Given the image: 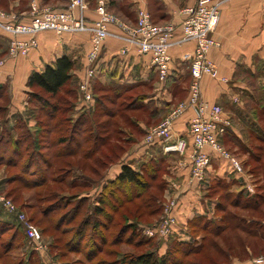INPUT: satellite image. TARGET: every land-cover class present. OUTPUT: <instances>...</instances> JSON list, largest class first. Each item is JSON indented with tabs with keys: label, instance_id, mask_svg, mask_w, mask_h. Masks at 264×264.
Listing matches in <instances>:
<instances>
[{
	"label": "trees",
	"instance_id": "1",
	"mask_svg": "<svg viewBox=\"0 0 264 264\" xmlns=\"http://www.w3.org/2000/svg\"><path fill=\"white\" fill-rule=\"evenodd\" d=\"M12 1L21 2L19 3L21 4L20 8L13 10V12L22 13L28 10L27 0ZM46 1L47 0H41L42 3ZM87 1L88 3H92V6L93 3L97 5V0ZM0 7L9 9V5L5 0H0ZM136 21L134 23H136ZM75 65V62L70 57L62 56L52 65H47L42 71L34 72L29 76L27 82L29 91L26 100L27 105L25 106V113H27V115H25V113H16L13 116L9 115L10 112H8V108L12 105L11 85H0V102L6 98L4 101L8 105H0V166L15 167L22 165L23 171L20 175L26 176L30 174L32 179H27L25 177L20 178L18 174H14L15 179H13V181H19L22 187L28 190L45 186L51 178L52 182L55 183H65L67 180V177L63 176L50 177L53 164L52 161L47 160L48 158H46V156L49 155V157H52L53 162L55 159L60 158H64L65 160L68 158H75V161L76 158H79V162H87L93 160L96 154L104 151V149L114 146L112 143L114 140V131H111V122L115 117V120H117L119 112H122L129 115V117L125 118L128 119L127 126L123 123L121 124L120 119L116 121L121 125V128L117 129V135H123V138L121 137L122 139H118L122 144L119 148V152H122L123 155L120 158L114 156L116 160H118L117 163H119L128 151V146L130 145L127 139L128 136L125 135V128L134 127L135 122L142 117L139 116L143 115L142 112L149 113V111H151L150 108L143 103L145 98L144 92L136 95L134 101H131L128 105H121L118 111H109L105 105L106 101L113 97H111L109 93L120 95L124 92L136 91V87L116 83L107 86L97 84V77L91 82L92 101L89 103L85 102L79 88L81 80H77L74 74ZM61 94H64V96L60 97ZM43 96H50L52 99H47ZM54 99H57V101L52 102L51 100ZM261 107L264 108V99L261 100L258 105L259 109ZM103 117H107L108 120L106 122H99V119ZM253 120L254 122L252 121V123L256 127V130L249 132L248 141L253 139L264 144V123L262 124L261 117L258 113H255V118ZM34 125L35 127H33ZM100 129H102L103 133ZM229 131L230 129L220 138V143L226 146L227 150L232 153V155L245 152V154L250 157V159H247L243 163V166L245 168L251 166V168L248 169V173L253 176L254 184H257L255 192L250 194L247 190H242L236 193L232 191L230 183L224 180H215V183L208 189V198H212L211 195L218 194L219 191L222 193L219 198H214L216 206L213 215L202 216L187 222L190 232H203L200 238H195L192 241H188L187 239L173 240V237L168 239H156L152 246V251L134 255V258H131L128 264H187L186 260L189 256L196 255L202 248H205L207 245L211 246V244L216 245L215 248L218 249L217 251H219L220 254L223 253L221 257L230 264L231 260L236 258L234 253L231 250L224 251L221 248V244L214 243L215 239L228 228H239L248 235L260 240L263 243L261 245H264V220L250 216H238L228 211L231 208H240L243 211L252 213H261L264 211V194L260 192L264 189V176L258 167L263 157L261 154L253 153L255 148H253L252 145L241 143V140L234 137V135L229 136ZM230 141L231 143L235 142L238 144L239 149L237 151H233V147H227L226 142ZM154 146L158 148V156H154L142 162L136 169L128 164L122 165L121 172L113 180H107L110 168L116 164L112 163L114 157L111 154H107L102 159V162L100 161L103 167L109 165L107 173L100 176V178L82 174L80 170H74L73 168L75 167L71 168L74 173L79 172V176L73 177L71 182L66 183L67 187L63 186V188H61L62 190L67 189L73 191L67 200H65V198L62 199L64 203L59 202L60 206H62L60 210L69 209L71 208L70 206L73 207L69 212L64 214V219L62 221L65 223L68 222L69 224L72 223V220L76 218V216L83 213L85 202H87V208L90 210V212H87L85 217H83V221H81L78 226L73 227L72 231H74L77 236L73 239V244H71V246L81 245L84 235L87 230L91 228L93 229L94 243L100 240L104 246L112 244L113 249L109 250L110 252L108 251L109 256H116V254H118L117 248H119L120 244L132 242L131 239H129V241L126 240L124 236L126 231L130 230L132 234L135 235L136 233L141 234L143 233L144 225L150 227L157 223L158 220L143 224L141 223V218L144 212L150 217L155 213H162L163 211L165 204L164 192L168 184L165 178L168 174L167 157H169L171 153H165L162 144ZM46 149L50 150L48 155H44L42 151ZM259 151H261V147H259L258 152ZM39 159L41 160V165L38 166L35 161ZM13 160L14 163H12ZM75 161L69 160L65 162L72 167ZM253 164H257V166L252 167ZM262 166L264 169L263 163ZM44 168L46 170L41 174L40 178L34 179L37 178L38 170ZM90 171L98 176L97 168L94 167ZM70 174H72L71 171L68 175ZM77 179L79 183L75 182ZM124 188L126 189L124 190ZM96 191H98V195L95 194ZM116 192L121 194L119 195L120 199L115 196ZM4 196L14 203V200L11 199L8 194H4ZM45 201L48 200L45 199ZM115 202L118 203L119 207H125L131 204L135 205L136 209L133 216H128L127 213L122 216V221L126 222L125 220H127L129 223L128 225H122V230L118 232L111 243L109 241V234L106 233V230H110L112 223L115 222L112 215L117 210V207L114 206ZM149 202L156 204L157 207L152 209L149 206ZM56 210L57 208L50 203L45 207L43 212L45 215H48ZM111 211L112 213L110 214L109 212ZM18 213H23L20 207L16 206V213L11 214V212L0 205L1 233L7 229H11L12 225L18 226L19 229H23L26 233L22 222L18 218ZM67 219H69V221ZM104 219L106 221H104ZM60 224L63 225L61 221ZM191 226L193 227L192 229ZM77 237L78 239L76 240ZM133 239L135 240L136 237L134 236ZM14 242H16V239ZM138 243L151 245L149 240L142 241L140 239ZM163 245L167 247H165V251L162 253L161 248ZM244 246V253H247L246 248L249 246L247 244H244ZM93 247L95 246L93 245ZM98 247L102 246L98 245ZM153 249H157L158 254L156 250ZM0 255L2 254L0 253ZM246 257H248V255L244 258ZM244 258L237 257V259L242 260ZM191 264L203 263L195 262ZM214 264H220V262L215 261Z\"/></svg>",
	"mask_w": 264,
	"mask_h": 264
},
{
	"label": "crops",
	"instance_id": "2",
	"mask_svg": "<svg viewBox=\"0 0 264 264\" xmlns=\"http://www.w3.org/2000/svg\"><path fill=\"white\" fill-rule=\"evenodd\" d=\"M197 1L105 0L107 9L125 22L134 23L138 11L143 9L151 13L155 23L175 25L182 23V11L195 5ZM89 4L86 16L90 20L96 19V4ZM30 10L31 8L20 13L21 16L26 15L24 17L27 18ZM112 31L120 32L115 27H112ZM212 36L216 46L210 50L209 57L216 65L217 72L215 75L203 77L202 98L211 105L217 104L223 108L225 117L231 121L229 136L234 135L245 144L247 141L244 135L256 130L252 123L255 113H252L248 105H259L264 99L261 94L264 89V0L225 1L219 25ZM0 39L5 41L8 50L9 36L1 30ZM37 40L38 46L27 56L7 60L4 66L0 67V85L10 82L12 88V104L15 106L13 113H25V92L32 73L42 71L62 56H68L75 62L74 74L77 80L84 77L87 68V54L91 48L90 34L58 35L46 31L40 33ZM2 46L0 43V53L6 50ZM194 48V43H188L173 49L169 75L161 81L158 71L152 65L150 54L139 53L134 46L113 37L105 41L99 59L96 83L105 86L116 83L136 87V91L141 89L145 94L143 103L151 110L148 115L135 122L134 127L125 128L129 149L120 162L110 168L107 180L115 179L124 164L136 169L142 162L158 156L157 146L144 144V135L153 123L161 122L178 103L187 99L192 82L191 62L184 60L183 56L192 53ZM123 50H127L126 54H122ZM237 97L240 100L242 98V102ZM235 99L238 101L235 102ZM194 116L195 109L189 108L177 119L174 127L175 137L170 142L174 149L169 152L163 149L165 153H171L167 157L168 174L165 176L169 185L164 194L166 197L178 198V206L173 212L176 218L174 234L180 235L187 231L188 221L213 215L216 202L214 198H208V189L215 180L230 183L232 191L236 193L247 190L253 194L256 189L254 179L249 173L235 172L228 160L215 153H212V165L206 179L201 182L192 180L188 153L193 145L189 123ZM234 120L240 123L242 132L235 126ZM226 145L233 147V151L239 149L235 142H226ZM207 150L209 152L210 149ZM170 183H176L177 188L172 190ZM233 260V264H249L248 260Z\"/></svg>",
	"mask_w": 264,
	"mask_h": 264
},
{
	"label": "built area",
	"instance_id": "3",
	"mask_svg": "<svg viewBox=\"0 0 264 264\" xmlns=\"http://www.w3.org/2000/svg\"><path fill=\"white\" fill-rule=\"evenodd\" d=\"M227 0H198L195 5L186 7L180 25H159L152 21L146 10H139L135 24L123 22L107 11L105 0L98 1V19L90 20L86 16V0H70L67 9L41 8L32 4L27 18L20 20L17 15L0 11V30L9 36L8 55L12 58L27 56L38 46L37 36L46 31L58 35L88 33L91 35V48L87 54V68L80 82V92L85 102L92 101L91 82L99 73V59L103 45L108 38H116L131 46L139 53L150 54L153 67L158 71L159 79L164 81L169 75L172 56L170 51L175 46L194 43L192 53L185 54L184 60L191 62L192 83L187 100L169 114L162 123L148 130L144 144L153 146L162 144L164 151L174 149L170 142L175 137L174 127L177 119L189 108L195 109V116L189 123V134L192 138L193 166L192 180L201 182L206 179L212 165V153L228 160L232 169L243 174V167L236 157L231 155L220 143V137L231 126V121L224 115L220 105H211L202 98L201 81L205 75H215L216 65L210 59V50L216 46L212 33L219 25L222 7ZM112 27L120 32L114 33ZM123 50L122 54H126ZM4 65L0 60V67ZM235 102L238 100L235 99ZM210 149L209 152L207 149ZM0 205L15 213V207L9 199L0 194ZM178 206L174 197L164 208L162 218L152 227L145 230L148 236L168 239L174 234L176 218L173 215ZM28 239L41 246L42 236L23 213H18ZM251 264H264V257L253 259Z\"/></svg>",
	"mask_w": 264,
	"mask_h": 264
},
{
	"label": "rangeland",
	"instance_id": "4",
	"mask_svg": "<svg viewBox=\"0 0 264 264\" xmlns=\"http://www.w3.org/2000/svg\"><path fill=\"white\" fill-rule=\"evenodd\" d=\"M5 1H7V4L9 5V9L6 7H0L1 12L7 13L9 15H17L20 20H23L24 18H26V17H24L26 15L21 16L22 14H20V13L18 14L16 12H13V10L20 8L21 4H17V5L15 4L16 2L21 3L20 1H16V2L12 1V0H5ZM27 1L28 2H26V3H28V9H30L32 4L34 5L35 3H37L41 8H45V9L46 8L67 9L70 6V0H47L46 1L47 3L43 2V3H45L44 5L42 2H40L41 0H27ZM40 3H42V4H40ZM87 4H88V6H87V10H88V8L90 7L88 1H87ZM96 7L98 8V5H96ZM87 10H86L85 14H87ZM107 11L109 14L113 15L108 9H107ZM96 14H97L96 19H98L99 14L97 12V9H96ZM150 15H151V13H150ZM137 17H138V13H137ZM151 18H152V15H151ZM96 19H93V20H96ZM122 21L125 22L124 20H122ZM152 21L154 22V20H152ZM126 23H128V22H126ZM129 24H135V23H129ZM155 24H157V23H155ZM159 25H165V24H159ZM0 43L3 45L2 47H5V49H6V50H4V53H0V60L3 59L4 64H5L7 62V60H10V59L12 60L14 58H12L8 55L7 45L5 44V41L0 39ZM180 47H182V46H180ZM175 48H179V46L173 47L170 51V54H171L172 50ZM171 56H172V54H171ZM205 76H208V75H205ZM9 84H10V82L7 83V85H9ZM190 86H191V84H190ZM11 90H12V88H11ZM65 90H66V88H65ZM26 91L27 92H25V95L27 94V96H28V91H29L28 88L26 89ZM258 91H259V89H258ZM141 92H144V91L139 90V91H131L128 93L124 92V93H121L120 95H115V94L109 93V95L111 94V97L112 96L113 97L110 98L108 101H106L105 105H106L107 109L111 112L118 111L119 107L121 105H128L129 103H131V101H134V97ZM189 93H190V87H189ZM189 93H188V96H189ZM261 94L264 95V89H263V92H261ZM62 96H64V94L60 95V97H62ZM188 96H187V98H188ZM12 97H13V95H12ZM43 97L47 98V99H52L50 96H43ZM113 98H116V99H113ZM57 99H59V98H57ZM57 99H54L51 101L54 102V101H57ZM4 100H6V98H4L0 102V105L8 106ZM186 100L178 103L170 111L169 114H171V112L173 110H175L181 103L185 102ZM240 101L242 102V98ZM14 107L15 106L12 104L8 108V112H10L9 115H11V116L16 114V113H13V112H15V110L13 109ZM248 107L251 109L252 113H256V114L258 113L259 114V116L261 117V120H262L261 122L263 124L264 123V110H263L264 108L261 107L259 109L258 105H251V104H249ZM24 112H25V110H24ZM142 114L143 115H139V116L144 117V116L148 115V113H146V112L145 113L142 112ZM124 115H126L127 117ZM128 117H129V115L124 114L122 112H119V116H118L117 120L120 119L121 124L123 123V124H125V126H127L128 125V119H125V118H128ZM115 119H116V117L113 118V121L111 122L112 123L111 131L112 130L114 131V138H113L114 140L112 141L114 146H110L109 148L104 149V151L99 152L98 154H96V157L93 158V160H89L87 162L81 160L83 162H79L78 161L79 158L78 159L76 158V161H75V158H73V159L68 158L67 160H65L64 158H60V159H55V161L53 162L52 157H49V155H48L50 153L49 152L50 150H48V149L42 150L44 155H48V156H46V158H48L47 160L52 161V164H53V169H52V173L50 174V177H62V176L67 177V180L65 181V183L52 182V178H51L50 181L48 182V184H46L45 186L28 190L26 188H23L19 181H17V180L13 181V179H15L14 174L15 175L18 174L19 175L18 177H20V178L25 177L27 179H32L30 177V174L26 175V176L20 175L21 172L23 171L22 165L15 166V167H9V166H5V165L0 166V192H2L0 194H2V195L8 194L10 196V198L14 200L13 201L14 203H12V202L11 203L14 205L15 209H16V206L20 207V209L26 215V217L29 219V221L38 228V230L42 236V243H41V246H39L38 243H34L30 239H28L24 230L19 229L18 226H16V225H12L11 229H7L6 231H4L2 233L0 232V253L2 254V255H0V264H128L130 259L134 258V255H138V254H141L144 252L152 251V248H153L152 246L155 243L154 241L156 239H159V237L158 236H155V237L154 236H152V237L148 236L145 233V230L147 228H149V226H145V225L143 226V233H141V234L136 233V235H135V234H132V231H130V230L126 231V233L124 234V236L126 237V240L129 241V239H131L132 242L120 244L119 248H117L118 254H116V256L115 255L109 256V252H110L109 250L113 249L112 244L104 246L100 240H98L99 242L94 243V241H93L94 240V234L92 233L93 229H91V228H89V230H87L86 234L84 235L82 242H81V245L71 246V244H73V239L77 236L75 234V232L72 231L73 227L78 226L81 223V221H83V217H85V214L87 212H90L89 208H87V205H88L87 202H85L83 213L76 216V218H74L72 220V223L69 224L68 222L65 223L62 221L64 219V214L66 212H69V210L73 207L70 206L71 208H69V209H66V210L61 209L60 210V208L62 206H60L59 202H63L62 201L63 198H65V200H67V198L71 195V193L73 191H70L67 189L62 190L61 188H63V186H66L67 182L68 183L71 182V179H73V177H77V175L79 173V172L74 173V171H72L71 168L75 167L73 169L74 170L75 169L80 170V172H82V174L93 176L94 178H100V176L107 173L108 166H109L108 165V166L103 167L102 163H100V161L102 162V159L104 158V156H106L107 154L108 155L111 154V155H113V157L117 156V158H120L123 155L122 152H119V148L122 144H121V142L118 141L119 138H121V137L123 138V135H117V129L121 128V125L119 122H116L117 120H115ZM164 119L160 123H162L164 121ZM107 120H108L107 117H103L102 119H99V122H101V121L106 122ZM160 123H155V124L153 123L151 128L158 126ZM234 124L237 128H240V130L242 132V126L240 125V123L238 121L234 120ZM33 127H35V125ZM100 131H102V129H100ZM102 133H103V131H102ZM145 136H144V139H145ZM244 136H245L244 139H246V141H248V139H249L248 135L245 134ZM247 143L249 145H252L253 148H255L254 149L255 151L253 153H258V154L262 155V157H263L261 159L262 162H261V164L258 165V167H259V170L262 172V175L264 176V169L262 166V163L264 164V144L260 143L258 141H255L253 139L249 140ZM223 147L227 150L226 146L223 145ZM259 147H261V151L258 152ZM256 150H257V152H256ZM193 153L194 152L192 151V149H190L188 154L190 156L189 160H190L191 166H193V164H194L193 158H192ZM237 154L238 155L233 154V156L236 157L238 159V161L241 163V165L243 167V171L245 173H248L249 172L248 169L251 168V166L245 168L243 166V163L247 159H250V157L248 155H246L245 152H243L241 154H239V153H237ZM231 155H232V153H231ZM69 160H71L73 162L75 161V164L72 167H70L65 162V161H69ZM40 161H41L40 159L36 160L35 163H37V165L39 166V165H41ZM117 162H118V160H116V158L114 157L112 163H117ZM12 163H14V160ZM256 166H257V164L252 165V167H256ZM94 167L97 168V170H98V176L96 174H93L90 171ZM45 170H46L45 168L38 170L37 178H34V179H39L41 174L44 173ZM70 171L72 172V174L68 175V173ZM160 177H161V175H160ZM263 179H264V177H263ZM75 182L79 183V180L77 179V180H75ZM157 185H158V183H157ZM167 185H169V184H167ZM256 186H257V184H256ZM170 188H172V190L177 188L176 183H170ZM125 189L126 188H124V190ZM126 192H129V191H126ZM260 192L262 194H264V189ZM97 193H98V191L95 192L96 195H98ZM221 193L222 192L219 191L218 194H212L211 197L212 198H219L221 196ZM95 194H94V197H95ZM119 195H121L119 192L115 193V196L118 197V199H120ZM108 197H109V195H108ZM45 199L48 201H45ZM164 199H165V201H164L165 202L164 208H165V206L170 202V200L173 199V197L172 196L166 197L164 194ZM50 203H52L54 205V207L57 208V210L53 211L52 213H49L48 215H45V213L43 211H44L45 207H47V205ZM149 204H150L149 206L152 209H155L157 207L156 204H153L151 202H149ZM114 206L117 207L116 212H114L112 214L115 222L112 223L110 230H106V233L109 234V238H110L109 241L111 243H112L114 237L118 234V232H120L122 230L121 229L122 225H128V223H129L127 220H125L126 222L122 221V216L125 213H127L128 216H133V214H135L134 212L136 209V206L131 205V204H128L125 207H119L117 202L114 203ZM164 208H163L162 213H155L153 216H150V217L147 215L146 212H144V214H142L141 223L146 224V223H152L155 220L159 221L162 218V215L164 214ZM228 211L233 212L238 216H245V217L250 216V217H255V218H259V219L264 220V211H262L261 213H259V212L252 213V212L243 211L240 208H231ZM15 213H16V210H15ZM109 213L111 214L112 211ZM11 214H12V212H11ZM67 220L69 221V219H67ZM60 221L63 223V225L60 224ZM104 221H106V220L104 219ZM150 227H152V226H150ZM192 228L193 227L191 226V229ZM102 231H105V230H102ZM195 233H192V232H190V229L189 230L187 229V231L186 232L184 231L182 233V235L173 234L172 239L173 240H176V239L182 240L184 238V240L187 239L188 241H192L195 238H200L203 235V232H201V231L195 232ZM132 235H134L136 237L135 240L133 239L134 236H132ZM15 239H16V242H14ZM77 239H78V237L76 238V240ZM140 239L142 241L143 240H145V241L149 240L151 242V245L150 244H144V243H138V241H140ZM214 243L221 244L222 245L221 248L224 251L225 250L226 251L231 250L234 253V255L236 256V258L238 256L240 258H244L245 256L248 255V257L244 258L243 260L242 259H238V260L244 261V260L248 259L249 264H251V261L253 259H258V258L264 257V245H261L263 243L260 240H258L257 238L248 235L246 232L242 231L239 228L238 229L228 228L227 230L223 231L218 238L215 239ZM137 244H140V245H137ZM244 244H247L249 246L246 248L247 253H244V247H245ZM93 245L95 247H93ZM98 245L102 246V247H98ZM215 246H216L215 244H211V246L207 245L205 248H202V250L199 253H197L196 255L189 256L186 260L187 261L186 263L191 264V263H195V262H200V263L202 262L203 264H214L215 261L220 262V264L225 263L226 261L224 260L223 257H221V256H223L222 255L223 253L220 254V252L217 251L218 249H216ZM165 247H167V246L163 245V247L161 248L162 252L165 251ZM153 250H156V252H157V249H153ZM157 254H158V252H157ZM236 258H233V259H236ZM234 261L235 260H231L230 264H233ZM225 264H229V262L227 261Z\"/></svg>",
	"mask_w": 264,
	"mask_h": 264
}]
</instances>
